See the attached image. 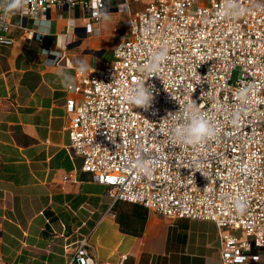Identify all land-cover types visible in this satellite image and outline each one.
I'll use <instances>...</instances> for the list:
<instances>
[{
    "label": "built area",
    "instance_id": "built-area-1",
    "mask_svg": "<svg viewBox=\"0 0 264 264\" xmlns=\"http://www.w3.org/2000/svg\"><path fill=\"white\" fill-rule=\"evenodd\" d=\"M232 4L242 14L234 15ZM91 6L92 0H33L24 17L0 20V45L14 43L15 18L24 27L37 13L50 20L52 11L61 17L65 9L77 8L95 33ZM73 20L67 18V27ZM24 29L26 39L42 40ZM117 38L110 60L90 74L74 68L75 87L65 100L69 153L114 201L168 218L212 221L221 264H264V0H151L131 13ZM160 51L166 58L159 77L146 82L159 94L148 111L133 108L124 89L147 79L141 70ZM235 69L240 76L232 80ZM194 101L218 134L188 145L176 133ZM138 159L151 171L138 170ZM238 199L248 203L243 217L234 211ZM70 245L63 264L126 259H98L87 235Z\"/></svg>",
    "mask_w": 264,
    "mask_h": 264
},
{
    "label": "crops",
    "instance_id": "crops-1",
    "mask_svg": "<svg viewBox=\"0 0 264 264\" xmlns=\"http://www.w3.org/2000/svg\"><path fill=\"white\" fill-rule=\"evenodd\" d=\"M106 1L114 15L99 35L87 31L93 24L77 8L65 9L61 17L51 12L50 36L26 39L24 28L35 31L33 22L19 27L15 18L14 43L0 45V264H63L64 245L72 248L83 235L100 260L126 255L123 264H221L212 221L168 218L114 201L69 153L70 93L52 83L54 73L63 67L74 76L77 58L91 67L105 62L123 22L151 0ZM68 17L75 28L67 27ZM61 37L71 41L66 50L56 48ZM54 50L61 55L50 67L45 60H53Z\"/></svg>",
    "mask_w": 264,
    "mask_h": 264
},
{
    "label": "clouds",
    "instance_id": "clouds-1",
    "mask_svg": "<svg viewBox=\"0 0 264 264\" xmlns=\"http://www.w3.org/2000/svg\"><path fill=\"white\" fill-rule=\"evenodd\" d=\"M33 0H0V20H5L9 16L24 17L27 13V7L32 5ZM71 4V0H69ZM109 6L111 0H108ZM121 10V5H118ZM232 8H237L238 5H230ZM92 10V19L96 20L98 27L95 30V34L99 35L101 28L107 29L112 23L111 14L107 8L103 5V0H92V6L89 8ZM234 15L242 14V9H238ZM33 27L35 29L33 34H38V36H50L51 35V21L46 18V16H41L37 13L33 18ZM73 28H75V21H72ZM21 26V20L19 21ZM4 26V25H0ZM89 33L93 32V25H85ZM64 37L58 38L56 41V48H61L66 50V45L70 43ZM45 57H48L49 53L46 51H41ZM51 55L56 56V60H45V64L53 67L57 64L60 59V52L56 50L52 51ZM166 53L164 51L157 52L154 54L145 67L141 70L147 74V79L140 78L136 84L124 89V100L133 108H141L148 111L152 108L155 101L156 95L159 94V90L156 89L154 84L146 83L150 77L158 76V70L161 63L165 60ZM76 71L81 74L89 73V68L91 65L82 58H77L75 61ZM90 74V73H89ZM55 79L52 81L54 84H59L66 90H72L75 87V77L66 68H59L54 73ZM159 77V76H158ZM188 110H190V117L188 122L181 128L177 130V139L188 145L202 144L210 139L215 138L218 134L217 130L209 123V121L199 112V109L195 103L188 105ZM238 115V114H237ZM235 123V121H233ZM114 142V141H113ZM135 167L141 172L148 173L151 171L148 162L143 159H138L135 161ZM235 214L239 217H243L248 211V203L244 199H238L234 201L233 204ZM258 257H253L257 259Z\"/></svg>",
    "mask_w": 264,
    "mask_h": 264
},
{
    "label": "rangeland",
    "instance_id": "rangeland-1",
    "mask_svg": "<svg viewBox=\"0 0 264 264\" xmlns=\"http://www.w3.org/2000/svg\"><path fill=\"white\" fill-rule=\"evenodd\" d=\"M68 12L70 13V11H68ZM78 19L79 18H77V20ZM108 54H109V57L107 60H110V58L112 56V50H111V53H108ZM110 54H111V56H110ZM239 76H240V71L238 69L233 70L232 76H231L232 80H237L239 78Z\"/></svg>",
    "mask_w": 264,
    "mask_h": 264
}]
</instances>
